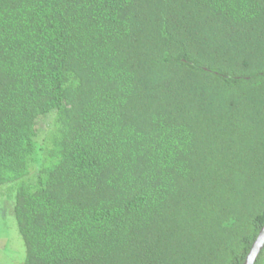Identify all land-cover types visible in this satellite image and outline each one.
<instances>
[{
	"label": "trees",
	"instance_id": "1",
	"mask_svg": "<svg viewBox=\"0 0 264 264\" xmlns=\"http://www.w3.org/2000/svg\"><path fill=\"white\" fill-rule=\"evenodd\" d=\"M10 182L23 264H242L264 223V0H0Z\"/></svg>",
	"mask_w": 264,
	"mask_h": 264
},
{
	"label": "rangeland",
	"instance_id": "2",
	"mask_svg": "<svg viewBox=\"0 0 264 264\" xmlns=\"http://www.w3.org/2000/svg\"><path fill=\"white\" fill-rule=\"evenodd\" d=\"M37 126L41 128L39 135V139H41L42 131L49 130V119L45 121L39 120ZM32 181V176L26 179V182ZM18 185H20V182L0 185V264H23L26 255V246L13 213L15 193Z\"/></svg>",
	"mask_w": 264,
	"mask_h": 264
},
{
	"label": "water",
	"instance_id": "3",
	"mask_svg": "<svg viewBox=\"0 0 264 264\" xmlns=\"http://www.w3.org/2000/svg\"><path fill=\"white\" fill-rule=\"evenodd\" d=\"M264 246V223L260 227L254 241L252 242L249 251L247 252L242 264H254L256 258Z\"/></svg>",
	"mask_w": 264,
	"mask_h": 264
}]
</instances>
